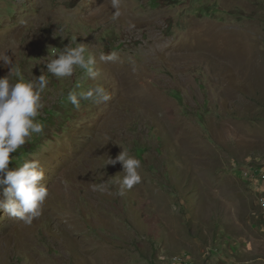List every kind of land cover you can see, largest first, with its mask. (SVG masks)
<instances>
[{
	"label": "rangeland",
	"instance_id": "rangeland-1",
	"mask_svg": "<svg viewBox=\"0 0 264 264\" xmlns=\"http://www.w3.org/2000/svg\"><path fill=\"white\" fill-rule=\"evenodd\" d=\"M115 11L112 0H0V52L26 79H49L43 133L9 169L39 159L50 192L30 226L0 210V264H264V0ZM75 38L96 57L95 80L45 72ZM78 83L112 99L77 109L66 97ZM122 149L142 182L120 197L122 165L103 166Z\"/></svg>",
	"mask_w": 264,
	"mask_h": 264
},
{
	"label": "clouds",
	"instance_id": "clouds-1",
	"mask_svg": "<svg viewBox=\"0 0 264 264\" xmlns=\"http://www.w3.org/2000/svg\"><path fill=\"white\" fill-rule=\"evenodd\" d=\"M121 0H112V7L116 9L113 19L119 17ZM134 27V25H129ZM76 43V38L72 41ZM70 43V42H69ZM76 47L69 44L54 54V57L44 64L47 73L56 78L72 77L75 68L83 70L85 76L95 80L99 76L96 70V57L86 55L87 46L76 43ZM8 51L0 52V62L4 68L10 70L7 75L0 77V210L9 217L31 225L33 220L40 217L43 205L50 195L48 187L43 183L45 172L39 159H25L19 166L9 169L10 162L18 149L34 134H42L45 125L37 118L44 108L42 94L49 85L46 75H39L32 79H26L23 70L7 55ZM100 60L115 62L118 56L114 52L107 55L101 53ZM10 75L13 77L10 79ZM81 84L67 94V101L75 108L80 107L81 100L91 101L94 104L109 102L111 94L102 86L78 91ZM120 163L123 168V178L118 181L119 188L115 195L123 197L128 190L142 182L138 169L141 167L140 160L132 157L122 149L115 159H109L104 164L115 165ZM107 182L92 184V190L100 193L109 192Z\"/></svg>",
	"mask_w": 264,
	"mask_h": 264
},
{
	"label": "built area",
	"instance_id": "built-area-1",
	"mask_svg": "<svg viewBox=\"0 0 264 264\" xmlns=\"http://www.w3.org/2000/svg\"><path fill=\"white\" fill-rule=\"evenodd\" d=\"M177 259V258H176Z\"/></svg>",
	"mask_w": 264,
	"mask_h": 264
}]
</instances>
